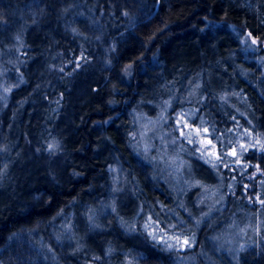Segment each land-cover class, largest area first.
<instances>
[{"label": "trees", "instance_id": "trees-1", "mask_svg": "<svg viewBox=\"0 0 264 264\" xmlns=\"http://www.w3.org/2000/svg\"><path fill=\"white\" fill-rule=\"evenodd\" d=\"M157 105L189 107L236 180L224 207L187 219L195 243L185 252L143 227L186 218L134 145L137 113ZM244 143L233 171L228 152ZM195 162L197 177L215 184L222 164ZM7 171L20 188L0 198V264H264V240L235 257L216 244L243 215L264 211V0H0V176ZM121 189L136 211L127 222L112 203ZM93 213L96 245L73 254L60 225Z\"/></svg>", "mask_w": 264, "mask_h": 264}, {"label": "rangeland", "instance_id": "rangeland-1", "mask_svg": "<svg viewBox=\"0 0 264 264\" xmlns=\"http://www.w3.org/2000/svg\"><path fill=\"white\" fill-rule=\"evenodd\" d=\"M253 41L255 40H249L248 49L256 51L257 42L253 43ZM191 88V90L190 86L188 88L190 90L188 97H195L198 94V88ZM238 102L240 99L233 96L231 104L237 105ZM136 119L138 125L134 134V145L143 157L152 162L158 177L165 181L173 195L182 199L183 213L186 215V218L181 217L178 218V221L174 220L175 224L168 219L162 223L159 222V219H149L143 227L154 234L157 241L164 244L166 249L174 248L185 252L195 243L192 228H195L196 224L192 226L187 219L191 220V223H197L198 217L205 218L215 209L224 207L227 193L235 188V177H224L221 171L229 169V166L224 164V160L211 141L208 131H205L206 128L199 125L198 122L193 124L194 114L189 107L176 109L164 105L148 107L138 112ZM248 149L249 146L244 143L239 149L228 152L231 160L229 165L233 166V171L236 166H242V155ZM195 157L206 163L222 164L216 173L217 182L215 184H208L197 177L196 174L200 170L195 162ZM204 175L208 176L205 173ZM115 178V185H117L118 176L115 175ZM12 180L9 177V171L0 176V198L13 196L12 191L20 188V184L12 183ZM118 194L120 195L113 199L112 203L117 205L122 221L127 222L136 216L132 202L125 201L128 198L133 200V198L129 196L127 190L121 189V193ZM262 201L261 199L256 200L259 207L263 205ZM115 213L117 214V212ZM103 214L107 215V212ZM94 215V213L91 214L85 220L78 219L74 224L64 221L61 223L60 228L66 233L65 240L72 245L73 254H75L74 252L89 251L88 245L93 248L95 241L92 240L91 235L100 224L95 220ZM131 224L134 228L136 227V223L132 222ZM61 239H64V235ZM85 240H88L87 243L84 242ZM259 240H264V211L259 214L243 215L239 224L229 228L222 237L216 239V244L231 254L233 253L232 257H235L240 250ZM96 257L93 256L90 263L100 264L97 260L99 258ZM102 260L104 259L101 258ZM121 264L139 263L126 256L123 257Z\"/></svg>", "mask_w": 264, "mask_h": 264}, {"label": "snow or ice", "instance_id": "snow-or-ice-1", "mask_svg": "<svg viewBox=\"0 0 264 264\" xmlns=\"http://www.w3.org/2000/svg\"><path fill=\"white\" fill-rule=\"evenodd\" d=\"M253 43H255V41H253ZM205 131H207V129H205ZM259 142V141H258ZM209 143H211L210 141H209ZM234 154V153H233ZM262 203H264V201H262ZM185 243H187V241H184Z\"/></svg>", "mask_w": 264, "mask_h": 264}]
</instances>
